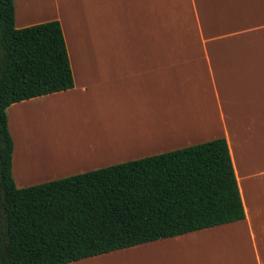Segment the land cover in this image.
I'll return each instance as SVG.
<instances>
[{"label":"crops","instance_id":"1","mask_svg":"<svg viewBox=\"0 0 264 264\" xmlns=\"http://www.w3.org/2000/svg\"><path fill=\"white\" fill-rule=\"evenodd\" d=\"M13 6L16 29L59 22L74 82L6 108L17 188L224 138L244 208L240 221L68 264H264V0ZM50 108L68 111L69 142L30 149L14 120Z\"/></svg>","mask_w":264,"mask_h":264},{"label":"trees","instance_id":"2","mask_svg":"<svg viewBox=\"0 0 264 264\" xmlns=\"http://www.w3.org/2000/svg\"><path fill=\"white\" fill-rule=\"evenodd\" d=\"M73 86L59 22L16 29L0 0V264H68L245 218L224 138L17 188L6 108Z\"/></svg>","mask_w":264,"mask_h":264},{"label":"rangeland","instance_id":"3","mask_svg":"<svg viewBox=\"0 0 264 264\" xmlns=\"http://www.w3.org/2000/svg\"><path fill=\"white\" fill-rule=\"evenodd\" d=\"M44 116L45 114L41 116L40 113H33L29 117L22 115L20 116L22 118L14 120L15 130L18 135L22 136L24 143L26 142L30 149L40 144L57 149L62 144L68 143V111L62 113L61 110L54 111L53 108H50L46 112V117ZM38 174L42 173H36V171L29 174L22 173V175H31V177Z\"/></svg>","mask_w":264,"mask_h":264}]
</instances>
